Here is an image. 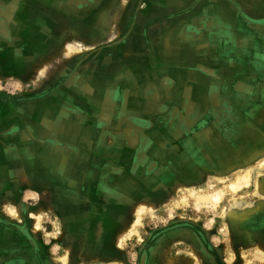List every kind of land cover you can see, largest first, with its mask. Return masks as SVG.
<instances>
[{
	"label": "crops",
	"instance_id": "0c3cea01",
	"mask_svg": "<svg viewBox=\"0 0 264 264\" xmlns=\"http://www.w3.org/2000/svg\"><path fill=\"white\" fill-rule=\"evenodd\" d=\"M236 1L0 0V264H44L31 228L48 211L86 217L77 196L100 210L166 170L199 178L205 154L228 158L225 126L256 151L264 106L240 105L264 99V24Z\"/></svg>",
	"mask_w": 264,
	"mask_h": 264
},
{
	"label": "rangeland",
	"instance_id": "374dc122",
	"mask_svg": "<svg viewBox=\"0 0 264 264\" xmlns=\"http://www.w3.org/2000/svg\"><path fill=\"white\" fill-rule=\"evenodd\" d=\"M251 1L252 12L259 17L243 13L240 0L236 1L237 12L241 11L246 24L261 26L264 0ZM260 103L264 106V99L241 100L240 107L255 108ZM230 112L231 107L227 114ZM227 114H222L221 120ZM261 119L264 126V113ZM226 127L229 131L223 138L229 144L228 158L212 162V155L205 154L209 161L197 179L193 172L179 176L175 170H166L153 184L139 188L134 205L110 195L104 198V208L98 210L88 204L94 196L84 200L77 196L82 201H76V208L87 203L83 210L86 217L78 210L67 220L57 210L46 212L41 226L31 228L42 241L43 263L140 264L144 254L146 264H264V133H254L259 141L256 151L249 154L241 151L247 142L243 126ZM159 165L163 166L150 163L142 174H151ZM248 171L249 185L231 190L230 182ZM215 192H222L216 207L198 204L200 194Z\"/></svg>",
	"mask_w": 264,
	"mask_h": 264
},
{
	"label": "bare ground",
	"instance_id": "6f19581e",
	"mask_svg": "<svg viewBox=\"0 0 264 264\" xmlns=\"http://www.w3.org/2000/svg\"><path fill=\"white\" fill-rule=\"evenodd\" d=\"M25 176V175H24ZM250 183V172L239 175L235 180L230 182L229 187L233 191H237L241 189L243 186H248ZM222 199V192H215L212 194H200L198 196V204L202 205H211L212 207H216ZM20 213V212H19ZM36 228H38V221L36 224ZM123 235L120 237V240H123Z\"/></svg>",
	"mask_w": 264,
	"mask_h": 264
},
{
	"label": "flooded vegetation",
	"instance_id": "af4514ba",
	"mask_svg": "<svg viewBox=\"0 0 264 264\" xmlns=\"http://www.w3.org/2000/svg\"><path fill=\"white\" fill-rule=\"evenodd\" d=\"M10 21L7 17L1 16L0 17V42H5V40H8L7 37L9 36V27H10ZM226 102L223 107H221V115H225L226 112L230 109V107H227Z\"/></svg>",
	"mask_w": 264,
	"mask_h": 264
},
{
	"label": "water",
	"instance_id": "95a60500",
	"mask_svg": "<svg viewBox=\"0 0 264 264\" xmlns=\"http://www.w3.org/2000/svg\"><path fill=\"white\" fill-rule=\"evenodd\" d=\"M136 121H134V124L137 125L138 128L140 129H145L146 126H142V120H138V119H135ZM140 264H146V255H142V258H141V263Z\"/></svg>",
	"mask_w": 264,
	"mask_h": 264
}]
</instances>
